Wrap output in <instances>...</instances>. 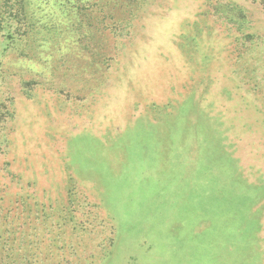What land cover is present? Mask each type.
Segmentation results:
<instances>
[{
    "label": "rangeland",
    "instance_id": "rangeland-1",
    "mask_svg": "<svg viewBox=\"0 0 264 264\" xmlns=\"http://www.w3.org/2000/svg\"><path fill=\"white\" fill-rule=\"evenodd\" d=\"M23 6L0 0V264H264L263 0Z\"/></svg>",
    "mask_w": 264,
    "mask_h": 264
},
{
    "label": "trees",
    "instance_id": "trees-1",
    "mask_svg": "<svg viewBox=\"0 0 264 264\" xmlns=\"http://www.w3.org/2000/svg\"><path fill=\"white\" fill-rule=\"evenodd\" d=\"M27 1L28 0H16V4H17V6L18 5H22V7L25 9V7L23 6V4H26L27 3ZM29 5H30V7H31V15H33V16H35V12H34V10H35V0H29ZM7 6H8V4L7 5H4V8H7ZM263 7H264V0H263ZM11 8H15V5H13V6H11ZM18 14L20 13V11H16ZM0 16H2V14L0 15ZM0 25H1V27H2V23H0ZM6 31V30H5ZM8 34H9V32H7ZM9 35H12V34H9Z\"/></svg>",
    "mask_w": 264,
    "mask_h": 264
}]
</instances>
